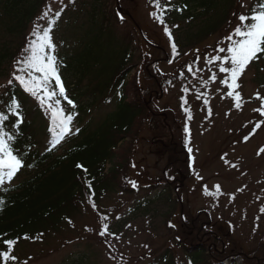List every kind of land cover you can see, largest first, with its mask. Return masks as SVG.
Masks as SVG:
<instances>
[{"label": "rangeland", "instance_id": "obj_1", "mask_svg": "<svg viewBox=\"0 0 264 264\" xmlns=\"http://www.w3.org/2000/svg\"><path fill=\"white\" fill-rule=\"evenodd\" d=\"M116 1L108 26L115 38L126 42L133 55L136 65L131 69V78L144 91L150 90L155 97L153 107L155 104L158 107L152 112L158 121L152 120L150 115L146 116L143 122L136 124L139 128L133 139H128L126 177L135 181L143 191L139 189L132 196L113 193L98 205L97 210L89 206L79 207L70 223H74L72 227H64L62 231L50 233L43 239L22 244L13 252L18 260L11 264H66L72 262L79 252L92 254L93 264H149L151 252L171 247L173 241L177 246V264H191L186 259V252L176 242L178 228L168 229L166 225L170 221L179 227L183 216L195 217L203 209L212 211L219 225L230 229L224 233L229 231L230 243L244 249L233 259H223L224 264H264V212L261 211L264 208V152L261 151L264 149V125L246 142L243 139L256 122L264 120V116L254 111L264 103V99L255 98L257 92L264 98V65L261 59L253 61L240 76V87L234 90L242 97L238 109L234 98L226 95L227 87L221 83L225 74L218 71L219 62L211 65V71L205 63L208 57L217 54L218 47L227 46L225 37L238 25L237 16L231 15V20L219 30L203 37L198 45H189V48L179 42L185 23L177 24L178 27L169 25L171 32L174 31L173 39L177 38L181 46L177 47L179 55L174 56L164 26L152 16L157 11L154 0ZM73 2L52 0L44 9L48 14L43 15L40 26L48 27V21L54 18L55 13ZM250 3L251 0H235L237 15L245 11ZM242 4L245 7H241ZM117 12L121 14V19L117 18ZM71 28L72 23L66 18H62L57 25V33L52 38L58 43L60 54L66 47H75L80 43L81 39L68 38ZM197 30L198 26H193L191 33L195 34ZM74 33L80 34L82 30H74ZM189 64L192 65V72L188 71ZM21 67L23 65H14L13 74L22 75L19 71ZM211 72L217 75L214 82L209 80ZM165 76H169L168 85L163 80ZM203 81H208L207 85ZM198 94L203 95L198 98ZM205 99L208 104L204 103ZM41 108L46 123H49V113L44 105ZM115 108L112 106L108 110ZM185 108L191 114L190 119ZM99 112L95 108L87 121L95 120ZM159 115H165L163 121ZM156 123L159 129L160 126L169 128V135H158ZM76 129H80L77 124L72 132ZM183 139L188 147V161L183 156L182 164H177L170 161L163 143ZM64 144L66 146L68 142ZM170 163L172 171L167 167ZM216 185H219V192ZM205 186L213 195L205 193ZM138 203H143L145 213L135 220L129 219L126 216L128 210ZM111 213L114 214L112 220L110 217L108 220L100 218ZM123 217H127L128 222L124 224L122 233L112 235L110 229L116 219ZM105 221L110 234L101 236L99 232L103 230ZM219 230L222 235L223 230ZM218 247L209 249L212 263L218 261ZM252 249H256V253L248 254ZM0 264L3 262L0 261Z\"/></svg>", "mask_w": 264, "mask_h": 264}, {"label": "trees", "instance_id": "obj_2", "mask_svg": "<svg viewBox=\"0 0 264 264\" xmlns=\"http://www.w3.org/2000/svg\"><path fill=\"white\" fill-rule=\"evenodd\" d=\"M51 1L0 0V111L9 116L5 131L16 137L13 147L23 159V167L16 175L0 185V201L3 202L0 203V240L20 237L13 246V252L26 242L43 239L50 233L62 231L64 227H72L74 223H70L79 207L94 209L92 204L95 203L97 207L94 210H97L98 205L113 193L132 196L139 189L143 191L142 187H133L126 177L128 139H133L139 128L136 124L143 122L146 116L158 119L152 115L154 108H158L156 104L153 107L155 97L149 89L144 91L138 87L130 76L136 64L128 45L115 38L108 26L109 15L114 14L117 1L72 0L74 2L61 12L51 35H56L57 25L62 18H66L72 23L68 38L81 39L79 45L68 46L61 54L58 43L53 40L59 73L66 94L74 101L75 107L58 97L65 113L73 115V120L71 132L59 143H51V120L46 123L40 102L14 79L13 74L14 65H22L17 61L27 55L25 49L35 39L33 30L37 26L44 28L40 22L45 15L44 9ZM165 3L161 0L162 6ZM255 4L256 0H251L249 7L240 13L248 14ZM172 5L174 8L165 13L164 20L168 26L185 23L179 42L186 48L191 44L198 45L203 37L219 30L231 20L233 13H238L235 0H172ZM184 5L187 7L184 8ZM180 8L183 11L176 10ZM116 16L121 19L120 13L117 12ZM193 26H198L195 34L191 33ZM77 29L82 33H74ZM174 40L181 48L177 38ZM260 59L264 65V55ZM72 77L74 79L71 80ZM4 79L5 82H1ZM163 80L168 85L169 76ZM13 99L20 104L22 122L18 129L14 124L19 118L7 110ZM112 106L116 108L108 110ZM95 108L101 113L92 122L87 121ZM159 117L163 121L165 115ZM76 124L80 129L72 132ZM155 126L158 135H169V128L160 126L159 129L157 123ZM39 133L42 135L38 136ZM65 142H68L66 146ZM163 148L170 161L182 164L183 156L188 161V147L184 139L173 143L167 140ZM78 164L83 165L87 172L78 168ZM171 164L167 167L172 171ZM88 181L91 182V189L87 186ZM143 206V203L136 204L126 216L134 220L143 216ZM104 216L111 220L114 218V214ZM127 217L116 219L110 229L112 234L122 233ZM219 223L212 211L203 209L195 217L183 216L179 227L170 221L166 226L168 229L178 228L176 242L186 252V259L191 264H224L223 259H230L244 249L230 243L229 231L224 234L226 229H230ZM219 229L223 230L222 235ZM216 246H219L216 253L218 261L212 263L208 253ZM171 247L151 252L149 264H177L174 241ZM4 250L6 246L0 243V251ZM252 253L255 254L256 249L248 252ZM92 257L88 252H79L72 262L66 264H93Z\"/></svg>", "mask_w": 264, "mask_h": 264}, {"label": "snow or ice", "instance_id": "obj_3", "mask_svg": "<svg viewBox=\"0 0 264 264\" xmlns=\"http://www.w3.org/2000/svg\"><path fill=\"white\" fill-rule=\"evenodd\" d=\"M61 3H63V0H61ZM154 3L157 11H154L152 16L164 26V32L169 37L173 55H179L177 45L172 37L171 29L164 20V14L174 8L172 0H166L163 6L161 5V0H154ZM186 7L187 5H184V8ZM241 7H245V5L242 4ZM176 10L183 11V8ZM62 11L63 8L55 13L53 19L48 21V27L40 29L39 26H37L33 30L35 39L28 43L25 49L27 55H25L22 60L17 61L18 64L23 65V67L19 69L23 74H14V79L19 81L28 93L36 97L49 113L51 119V143L53 145L59 143L71 132V123L73 120V115L65 113L64 108L61 106V99L57 97H62L69 105L73 108L75 107L74 101L69 99L66 94V89L59 73L57 56L55 55L56 45L51 35L53 26L59 19ZM47 14L46 11L45 16H47ZM233 15L237 16L239 23L234 30L225 37V40L228 42L227 46L218 47L216 49L217 54L208 57L205 63L209 71H211V65L214 62H219L218 71L225 74L221 83L228 89L226 95L234 98L235 107L239 109L241 107L242 97L238 91H234L240 87L238 80L250 63L258 61L261 56L264 55V0H256V4L248 14L240 13L237 15V13H233ZM176 27H178V25H176ZM220 53H224L225 55H220ZM187 67L188 71L192 72V65L189 64ZM216 79V72H211L209 80L214 82ZM8 83L11 84L12 81L9 80ZM203 83L207 85L208 81H203ZM184 91L187 92L188 89L185 88ZM201 95L203 94H198V98H200ZM255 98L264 99L260 96L259 92L255 94ZM204 103L208 104V101L205 99ZM7 110L9 113L19 118L14 124V127L18 129L19 123L22 122L19 102L13 99L11 104L8 105ZM254 111L264 116V103L261 104L260 108L254 109ZM185 112L189 113L190 119L191 114L187 108H185ZM210 114L211 109L209 108V115ZM8 119L9 116L6 115L4 111H0V185H3L5 180L10 181L19 169L23 167V159L18 153V150L13 147L12 143L16 137L5 131V122L8 121ZM262 125H264V120L256 122L249 135L243 138L244 141L246 142L251 135H254ZM76 131L78 132L79 129H76ZM185 131H188V129L185 128ZM191 151L192 149L189 148V152ZM261 151L264 152V149H261ZM232 166L235 167V165ZM77 167L81 168L85 173L87 172V169H85L83 165L78 164ZM133 167H135V165H133ZM130 183L133 187H136L135 181H130ZM87 186L91 189L90 181L87 182ZM215 188L217 192H219V185H216ZM205 193L213 195L212 192L207 190L206 186ZM232 198L234 199V195ZM0 203L3 202L0 201ZM92 207L95 209L97 206L93 203ZM261 211L264 212V208H262ZM100 218L102 220L107 219L105 216H101ZM108 228L109 225L107 223L103 224V230L99 232V235H109ZM24 238L28 237L25 236ZM19 239L20 237L0 240V243L6 246V250L0 251V260H2L3 264H9L10 261L16 262L18 260V257L13 255L12 252L13 246Z\"/></svg>", "mask_w": 264, "mask_h": 264}]
</instances>
